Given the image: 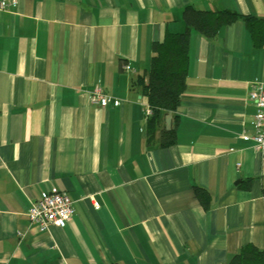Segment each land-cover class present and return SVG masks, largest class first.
Returning <instances> with one entry per match:
<instances>
[{"label": "crops", "instance_id": "crops-1", "mask_svg": "<svg viewBox=\"0 0 264 264\" xmlns=\"http://www.w3.org/2000/svg\"><path fill=\"white\" fill-rule=\"evenodd\" d=\"M187 7L264 19V0H18L0 11V264H228L248 244L264 249L249 98L264 46L244 21L213 40L192 32L177 143L148 142L134 82L152 44L185 30ZM96 87L121 105L92 103ZM173 125L164 114L160 130ZM46 192L75 202L67 228L31 223Z\"/></svg>", "mask_w": 264, "mask_h": 264}, {"label": "trees", "instance_id": "trees-1", "mask_svg": "<svg viewBox=\"0 0 264 264\" xmlns=\"http://www.w3.org/2000/svg\"><path fill=\"white\" fill-rule=\"evenodd\" d=\"M238 20L246 23L254 45L264 46V19L253 15H240L231 10L208 11L187 7L183 21L185 30L181 33H166L162 40L152 44V54L149 68L145 76L138 77L134 85L146 98V104L152 107L153 115L148 120V142L153 143L159 133L162 147L177 143L178 116L175 114L187 90L190 39L193 31L207 39H215L222 28ZM172 113L174 125L171 129H161L164 114ZM160 131V132H159ZM251 181L241 185L247 189ZM195 196L204 208L210 207L211 198L208 192L195 187ZM228 264H264V249L253 244L244 246Z\"/></svg>", "mask_w": 264, "mask_h": 264}, {"label": "built area", "instance_id": "built-area-1", "mask_svg": "<svg viewBox=\"0 0 264 264\" xmlns=\"http://www.w3.org/2000/svg\"><path fill=\"white\" fill-rule=\"evenodd\" d=\"M18 0H1L0 11H4L10 6L17 5ZM125 70L130 71V67L125 65ZM91 101L106 108L109 104L120 106L121 101L103 92L100 87H96L91 93ZM249 98L255 103L256 115L254 121L255 135L252 138L255 150L264 154V82L254 83L249 93ZM142 112L147 118L152 117L153 110L149 104L142 107ZM245 139H250L245 137ZM240 164H238V167ZM76 213L75 202L67 193L51 192L43 193L29 209L28 216L32 224H36L40 232H47L54 228H67L69 221Z\"/></svg>", "mask_w": 264, "mask_h": 264}]
</instances>
